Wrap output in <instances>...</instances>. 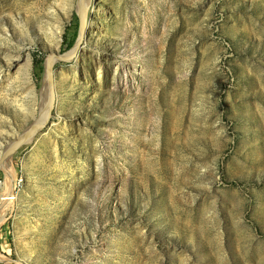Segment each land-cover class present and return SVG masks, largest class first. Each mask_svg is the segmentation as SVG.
<instances>
[{
  "label": "rangeland",
  "instance_id": "obj_1",
  "mask_svg": "<svg viewBox=\"0 0 264 264\" xmlns=\"http://www.w3.org/2000/svg\"><path fill=\"white\" fill-rule=\"evenodd\" d=\"M21 136L0 264H264V0H0Z\"/></svg>",
  "mask_w": 264,
  "mask_h": 264
},
{
  "label": "bare ground",
  "instance_id": "obj_2",
  "mask_svg": "<svg viewBox=\"0 0 264 264\" xmlns=\"http://www.w3.org/2000/svg\"><path fill=\"white\" fill-rule=\"evenodd\" d=\"M81 12V11H80ZM81 14H82V12H81ZM84 18V16H83V14H82V19ZM45 65H46V67L47 68H50V66L52 65V57L50 56V57H48V59H47V61L45 62ZM50 104V95L47 97V100H46V102H45V104L43 105V107L41 108V114H40V117H39V119L40 120H43V118H45V115H46V111H47V107H48V105ZM0 165L1 166H3V168L5 169V171H6V173H7V179H8V181H7V191L5 192V197L7 198L6 200H4V202L2 203V206H1V208H0V212H1V214H2V212H3V208L7 205V203L10 201V199L12 198V196H11V192H10V180H11V176H10V173H9V170H8V167L6 166H4V164L2 163V162H0ZM8 198H10V199H8ZM5 199V198H4ZM0 214V215H1Z\"/></svg>",
  "mask_w": 264,
  "mask_h": 264
},
{
  "label": "water",
  "instance_id": "obj_3",
  "mask_svg": "<svg viewBox=\"0 0 264 264\" xmlns=\"http://www.w3.org/2000/svg\"><path fill=\"white\" fill-rule=\"evenodd\" d=\"M21 142H24V137L23 136H21L20 138H18L16 141L7 144L6 147L3 149V151L0 154V159L5 158L6 153L8 151H10L12 148L16 147Z\"/></svg>",
  "mask_w": 264,
  "mask_h": 264
}]
</instances>
